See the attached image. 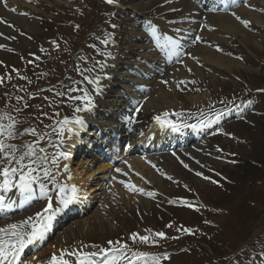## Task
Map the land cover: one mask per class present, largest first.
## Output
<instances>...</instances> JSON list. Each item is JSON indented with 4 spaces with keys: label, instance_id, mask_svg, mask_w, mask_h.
<instances>
[{
    "label": "rangeland",
    "instance_id": "1",
    "mask_svg": "<svg viewBox=\"0 0 264 264\" xmlns=\"http://www.w3.org/2000/svg\"><path fill=\"white\" fill-rule=\"evenodd\" d=\"M9 1L11 8L4 7L5 3L0 1V8L4 10H0V20L4 21L0 23V39L4 40L0 45V78H3L0 115H5L3 123L9 122L8 116L18 121L17 136L9 141L17 145L36 139L28 134L20 135L26 128H35L38 133L51 132L48 125L55 126V122L64 117L73 118L74 103L69 101L68 95L57 93H66L69 86L89 91L94 87L83 81L77 69L92 68L96 61H103V55L112 51L115 65L106 67L104 72L110 70L114 77L122 80L129 78L125 71L140 66L136 65L140 62L138 48L145 43L146 34L157 22L177 27L184 5L183 0L173 3L170 0H118L113 5L106 0ZM213 1L217 0H208ZM244 1L250 5L248 9L258 14L260 25L245 28L239 23V32L223 35L221 40L212 43L196 40L197 36L203 38L209 32L204 20L198 21L197 30L191 36L194 38L180 41L179 55L165 63L164 69L157 68L147 80L152 85L139 91L136 104L141 105V110L134 117L142 122V127L165 112L168 119L180 124L213 121L196 130L189 127L173 132L176 136L172 146L165 144L153 152L142 149L143 157H151L147 168L155 170L160 179L146 182L147 192L152 195L130 191L123 185L124 181L133 183L131 178L136 176L130 161L145 165L143 160L147 158L138 157L139 152H131V157H123L125 163L116 162L114 167L102 171L99 170L104 164L102 159H94L84 163V171H81V165H77L82 162L79 158H94V154L102 150L92 141L88 153H83L85 133L80 134L83 142L78 144L77 140L72 148L65 140L60 150L68 153V159H60L52 166L56 183L71 185L69 175L78 174L84 179L93 174L95 179H88L85 189L79 188L91 202H82L73 208L71 215L58 217L57 227L35 246L26 247L18 264H49L51 256L54 253L59 256L61 250L96 251V248L83 246L107 247L109 240H119L129 244L135 252L148 253V264L153 256L161 258L160 264H237L246 254L260 257L264 242V91H261L264 90V0ZM245 30L256 40L245 39L240 34ZM105 38L109 39L107 46L101 43ZM153 41L147 39L145 44L151 48L158 46L157 41ZM196 45L215 49L221 57L228 58L231 65L224 68L191 62L190 53L197 51ZM158 49L163 53L156 49L157 58L164 60L166 50ZM182 66L186 69L181 74L176 72L175 78L167 79L173 69ZM84 75L103 77L104 73L97 67L95 72L85 71ZM118 84L132 89L128 82ZM95 96L98 100L99 95ZM5 105L8 110L4 109ZM99 117L102 115L98 114ZM87 127L94 129L92 124ZM51 139L59 142L55 136ZM41 146L49 154L57 151L47 140ZM155 151L157 155L153 156ZM65 164L68 171L64 170ZM140 168L143 170L140 176L149 180L148 170L144 166ZM103 176L107 180L101 179ZM96 181L110 186L103 193L100 189L90 193ZM43 182L50 189L49 195L55 198L53 185L46 180ZM34 189L33 199L27 200L23 208L13 214L14 221L10 223L35 217L47 205L38 184ZM0 195L6 202L12 196L22 199L15 189L0 190ZM135 196L137 199L133 198ZM141 201H147L148 205ZM53 206H56L55 199ZM169 224L172 227H167ZM185 228L191 232H184ZM157 232H164L165 238L154 236ZM132 233L150 236L156 242L133 243ZM165 254L168 259H164ZM68 259L73 262L75 258ZM133 264H145V260H134Z\"/></svg>",
    "mask_w": 264,
    "mask_h": 264
},
{
    "label": "snow or ice",
    "instance_id": "2",
    "mask_svg": "<svg viewBox=\"0 0 264 264\" xmlns=\"http://www.w3.org/2000/svg\"><path fill=\"white\" fill-rule=\"evenodd\" d=\"M109 5L117 4L118 0H106ZM175 11V9H173ZM264 10V9H262ZM15 11V9H12ZM237 21L243 24L245 28L250 27L251 21L242 19L235 12L232 13ZM4 21L0 20V23ZM79 27V26H77ZM113 27H116L113 25ZM151 36L157 41V45L160 48L167 49L170 55H179L178 49L180 47L179 41L172 39L170 36H164L161 38L155 29L151 30ZM161 39L163 43H161ZM202 37L197 36L196 40H201ZM102 44L107 46L109 39L105 38L101 41ZM93 47H95L93 45ZM222 51L221 49H217ZM107 56H112L109 52L106 54L104 61H96L94 66L90 69L81 71L83 81H86L89 85L94 87L89 91L86 88L72 87L69 86L67 92L57 93L60 96L68 95L69 101L74 103L73 107V118L70 120L68 117L57 120L55 126L48 125L51 128V132L38 133L35 128H26L20 135L28 134L36 139L33 142H26L23 145H17L10 143L9 141L14 140L17 136L16 125L18 121L14 120L11 116H8V123H3L5 115H0V190L9 192L13 189L18 190L23 200H31L35 196L34 185H39L40 195L47 198V205L42 211L37 212L35 217L29 216L25 220L19 223H10L6 227H0V264H18L21 255L26 247L42 241L45 238L46 233L53 226V221L56 220L57 215L69 209L71 205L79 202L80 197L78 195L79 189L75 184H57V176L52 170V166L57 165L60 159H68V153L60 150L65 144V140H71L73 136L79 135V132L85 127V119L83 116L78 115L80 113H90L95 108V95H98L102 90L100 75L90 76L84 75V72L93 73L97 67L101 73H104L103 78H107V73L104 69L107 65ZM39 59V57H37ZM3 82V78H0V83ZM76 83V82H74ZM167 83V81H164ZM183 83V82H181ZM264 91V90H261ZM74 92H80V95H70ZM22 99V98H18ZM47 99V98H45ZM79 102V103H75ZM28 105L25 104V107ZM140 108L134 109L135 113L140 112ZM19 111V109H17ZM46 116L47 113H44ZM59 116V113H56ZM179 115V114H178ZM219 114L217 119H219ZM128 122H133L134 117L127 118ZM155 123L160 127L161 130H170L172 132H181L184 128H197L205 127L211 124V120H201L197 125L180 124L168 119V113L165 112L163 115H156L153 117ZM55 136L59 141H52L51 137ZM45 140L53 147L57 149L52 154L47 153L46 149L41 146ZM64 170L68 171V165L65 164ZM185 167H187L185 165ZM59 168L57 167V172ZM120 171V169H116ZM197 175H201L197 173ZM68 179L72 177L69 175ZM207 179V177H205ZM48 181L53 185L55 189V198L49 195L50 189L47 184L43 181ZM130 191H138L144 193L143 189H138L134 185H126ZM151 196L152 193H147ZM53 199H55V207L53 206ZM14 202H6L5 197L0 195V212H6L8 209L13 207ZM172 227V225H167ZM184 232L190 233L191 229H182ZM150 231V230H149ZM180 231V229H178ZM156 237L165 238L164 232H157L153 234ZM130 239L133 243H155L156 241L150 236H140L137 233H132ZM107 247H100L99 245H84L83 247H93L96 251H83V250H61L59 256L55 253L51 256L49 264H133L134 260H145V264H148L147 258L148 253L135 252L131 249L130 245L119 240L107 242ZM69 257H74V261L70 262ZM160 257H150L151 264H160ZM164 259H168L165 254ZM264 264V242H262V250L260 257L251 256L246 254L245 259L237 261V264Z\"/></svg>",
    "mask_w": 264,
    "mask_h": 264
},
{
    "label": "bare ground",
    "instance_id": "3",
    "mask_svg": "<svg viewBox=\"0 0 264 264\" xmlns=\"http://www.w3.org/2000/svg\"><path fill=\"white\" fill-rule=\"evenodd\" d=\"M3 1L5 3L4 7H9L11 8L12 6L10 5V1L9 0H0ZM176 0H170V3L175 2ZM184 1V5L181 6L182 8V14H181V20L180 22L177 24V27L174 25H168L166 23L163 22H157L154 25L153 29H157L158 32L157 34L159 36L164 37L162 35V32L160 33L159 30H163V34L166 36H170L172 37V39L179 41H183L186 42L187 40L191 41L193 38H191V36L194 33V30H197V22L198 21H203L205 22V27H208L209 32H207V35H204L203 38L201 40L203 41H207L210 40L212 43H214L215 41L221 40V36L226 35L228 33H234L235 31L239 32V23L235 17L232 15L233 12H235L237 15H239L242 19H246L251 21V25L252 26H257L261 24V19L258 17V14L250 9H248L247 7H250V5L246 4L244 0H217V1H213V2H208V0H191V2L189 4H187V2H189V0H183ZM197 2V4H199V8L195 7V3ZM8 4V5H7ZM1 11H4L2 8H0ZM206 10H208L209 12H205ZM226 12H223V11ZM9 14V13H7ZM11 17H15L17 18V16L13 15L12 13L9 14ZM18 20L21 18H17ZM20 22H23V20L21 19ZM159 24H163V26L161 27ZM203 33V32H202ZM245 39H249L252 41H255L256 38L252 33H249L248 30H245L243 32L240 33ZM147 36V35H146ZM147 41V37L145 38V43ZM4 43V40L0 39V45ZM145 43H141L139 44V64L141 68H138V70L136 72H131L129 73V71H125L127 73V75H129L130 79H126V81H129V83L131 84L130 86H133V93L135 94V96L139 95L138 92H136V90H142L144 87H149L151 84V81H147L149 78H152V76L156 73V67L158 64H161L160 66H163L165 68V61L170 62L174 59V57L176 55H170L167 49L166 53L167 56L165 58V60H159L157 58V53L155 51V49H152L151 47H149L148 44ZM161 43H163V40L161 39ZM209 43V42H208ZM197 49V51L195 53H190V55L192 56L191 58V62H203V63H207L210 64L212 67L214 65L218 66V67H224V68H229V66L231 65V62L228 58H224L221 57L220 54H218L216 52V50L207 47V46H195ZM180 49V47H179ZM112 53V51H110ZM238 53V52H237ZM106 58V55L104 56V60ZM114 58L111 56H107V67L112 66V62H113ZM157 61V63H156ZM163 68V69H164ZM186 68H184V66H182L179 69H173L169 74L167 79H172L176 77V72L178 74H181ZM110 71L108 70V73ZM107 73V74H108ZM109 78H103L101 80V82H108ZM114 83L116 82H120V78H115ZM116 92V97L118 99H120L123 96H120L119 93L121 92L120 90L115 91ZM113 105L116 107L115 109H117L118 113L122 112V111H126L128 109L129 103H124L122 106L118 105V100H116V98H109ZM132 101V100H131ZM136 102V98L134 101H132L133 106ZM99 103V102H98ZM5 110H8L9 107L8 105L4 106ZM78 115H81L84 117L85 119V127L79 132V135L77 136H73V138L71 140H67V143L72 145L75 144L77 142V138L80 139V134L84 131L87 132V145L90 144V138L94 137L95 134H98L101 130V128H103L100 125V122L97 121H93L90 122V113H80ZM121 116V114H120ZM89 124H92V127L94 129L90 131L87 130V126ZM111 128H114V126L112 125ZM122 129V132H125V128H122V126H120L118 124V126L116 127V132L119 129ZM109 136H113V130H109V132H107ZM194 133V132H193ZM121 137V135H119ZM176 135L172 132L169 131H164V130H157L156 126L152 125L148 128V131L145 133H137V138L138 140H135L133 142L130 141H125L128 142L127 144V148L126 151L131 149V150H136L137 148L141 147V151H143L142 149H150V152H153V150H156L157 147L159 146H165V144H172L174 142V137ZM98 138V137H95ZM125 140H127V137L124 138ZM111 140V139H110ZM123 142V141H122ZM181 143V141H180ZM118 144V146H117ZM119 149V143H113L111 145V151H115ZM139 150V151H140ZM83 160H80L82 162H79L77 165H81V171H84V169L82 168L83 164L90 161L88 160L89 157H82ZM137 160L133 161L135 163V168L136 170H142L140 168V166H144L147 170L148 173L150 174L149 176V181H160L159 178H157V176L155 175V170H153L152 168H147L145 165H142L140 162H136ZM112 164L110 162H106V164H103L102 166L99 167V170H104L107 167H111ZM143 171V170H142ZM93 174H88L86 175V177L84 179H81L80 175H76V176H72V179L68 181L71 182V184H76L78 185L77 188L79 189L80 184L84 183V181L86 179H95L93 176ZM141 173L139 172L137 176L132 178L133 183H125L124 186L126 185H134L136 186V188H139L140 186H142V182L141 180L144 179L143 176H140ZM138 181L140 182L139 185H137ZM86 187V186H84ZM145 185L142 186V188L144 189ZM95 189H90V191H93ZM129 190V189H128ZM137 193H140L138 191H135ZM83 193L82 191H79L78 194ZM132 197V196H131ZM133 198H136L133 197ZM137 199V198H136ZM22 200H20L19 196H12L9 199V202H14L13 203V207H11L10 209H8L6 212H0V227L3 226H7L8 224H10V222L14 221V216L13 214H15V212L19 211L22 206L24 204H26V201H24L23 203H21ZM130 201V199H129ZM143 204L148 205L147 201H141ZM77 206V204H76ZM66 213V212H65ZM62 217L63 214L60 213L57 215V218L55 221H57L58 217ZM50 232V231H48ZM47 232V233H48ZM46 233V234H47ZM37 244V243H36ZM36 244H33L32 246H35ZM31 264V263H29Z\"/></svg>",
    "mask_w": 264,
    "mask_h": 264
}]
</instances>
